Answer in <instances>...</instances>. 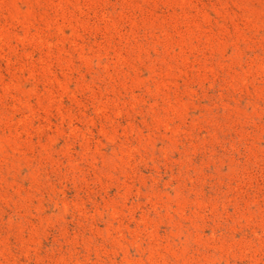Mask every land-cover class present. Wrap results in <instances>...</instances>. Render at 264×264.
I'll use <instances>...</instances> for the list:
<instances>
[{"label":"rangeland","instance_id":"obj_1","mask_svg":"<svg viewBox=\"0 0 264 264\" xmlns=\"http://www.w3.org/2000/svg\"><path fill=\"white\" fill-rule=\"evenodd\" d=\"M0 264H264V0H0Z\"/></svg>","mask_w":264,"mask_h":264}]
</instances>
